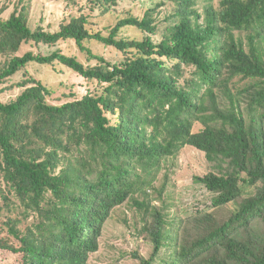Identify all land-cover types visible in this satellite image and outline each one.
Here are the masks:
<instances>
[{
	"label": "trees",
	"instance_id": "trees-1",
	"mask_svg": "<svg viewBox=\"0 0 264 264\" xmlns=\"http://www.w3.org/2000/svg\"><path fill=\"white\" fill-rule=\"evenodd\" d=\"M114 1L96 0L103 14ZM167 1L174 20L156 41L154 13ZM198 1L162 0L108 34L88 14L47 31L32 29L22 11L7 19L0 11V92L33 62L101 89L53 104V90L34 76L8 86L23 90L0 99L1 250L22 264H89L115 210L130 204L153 245L148 257L133 252L140 264H157L167 246L164 264H264V0H204L203 11ZM127 26L146 34L124 36ZM66 40L96 63L61 49L18 54L24 44ZM92 40L120 59L95 53ZM186 146L205 154L207 172L193 182L211 198L169 229L167 181L154 182Z\"/></svg>",
	"mask_w": 264,
	"mask_h": 264
},
{
	"label": "rangeland",
	"instance_id": "rangeland-1",
	"mask_svg": "<svg viewBox=\"0 0 264 264\" xmlns=\"http://www.w3.org/2000/svg\"><path fill=\"white\" fill-rule=\"evenodd\" d=\"M161 1L116 0L109 4L111 10L103 14L96 0H0V11L2 10L1 16L4 19L9 18L14 10L22 11L27 14L32 29L42 26L47 31L59 30L61 23L69 21L73 16L88 14L92 28L108 34L110 28L120 18L128 15L142 18L149 8H156V5ZM218 2L219 0H214L215 5H218ZM198 8L200 11L204 10V0L198 1ZM174 11L175 3L171 1H167L162 7L156 8L154 14L158 23V32L152 35L156 41L162 39L166 27L173 22ZM122 34L131 38H142L146 33L136 27L127 26L123 28ZM88 46L95 53L104 55L109 61L116 62L120 59L117 57L121 53L112 46H106L95 40L90 41ZM56 49H61L69 55H75L86 64L96 63V60L89 61L73 40L61 41L54 46L24 44L18 54L22 55L29 50H41L49 53ZM3 61L4 57H0V68ZM60 68L61 70L58 71L49 65L30 63L26 69L18 72L3 85L6 89L0 92V99L9 102L16 98L23 89L20 87L11 89L8 86L17 84L31 76L42 80L53 90V94L49 97V101L53 104L72 101L100 89L97 82L88 81L62 66ZM100 91L101 89L98 92ZM206 172L205 154L195 147L186 146L174 158L173 166L157 175V180L154 182L156 187L167 181L164 206L170 221L169 229L177 226L180 217L193 214L198 206H204L209 202L211 195L201 185L193 182L194 175H202ZM166 173L168 174L167 178L165 177ZM254 191L255 187H245L247 195ZM155 203L159 204L158 201ZM230 207L233 208L234 205H230ZM229 212L230 210L225 215ZM142 224V213L130 204H125L115 210L112 218L104 227L101 247L99 251L91 255L89 264H140L139 260L132 256L133 252L138 251L141 255L148 257L153 247L136 230V227H140ZM171 251L172 247L169 246L162 249L157 264H164L163 259H166ZM0 264H22V255L0 249Z\"/></svg>",
	"mask_w": 264,
	"mask_h": 264
}]
</instances>
